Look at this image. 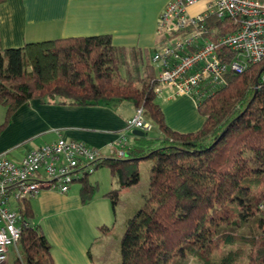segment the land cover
<instances>
[{
  "label": "trees",
  "instance_id": "trees-1",
  "mask_svg": "<svg viewBox=\"0 0 264 264\" xmlns=\"http://www.w3.org/2000/svg\"><path fill=\"white\" fill-rule=\"evenodd\" d=\"M224 52L234 55L220 47ZM227 77L226 86L198 100L202 127L179 132L166 121L155 93L157 70L141 48L98 35L0 49V104L6 108L0 135L17 110L34 100L142 107L161 135L136 136L127 156L100 157L94 164V170L108 167L117 182L106 194L115 207L122 190L139 182L140 163L152 161L145 203L120 238L119 264H264V60ZM91 173L78 179L84 204L99 187ZM16 209L30 224L23 227L15 264H54L50 239L32 223L31 199Z\"/></svg>",
  "mask_w": 264,
  "mask_h": 264
},
{
  "label": "crops",
  "instance_id": "crops-1",
  "mask_svg": "<svg viewBox=\"0 0 264 264\" xmlns=\"http://www.w3.org/2000/svg\"><path fill=\"white\" fill-rule=\"evenodd\" d=\"M169 1L6 0L0 3V49L57 38L111 35L115 45L141 48L144 57L149 54L153 65L152 55L160 40L158 22ZM205 6L206 0H200L189 8V12L196 14ZM170 94L166 90L162 97H157L168 125L179 132L199 130L205 117L197 109V100L191 95L170 97ZM135 110L128 101L104 102L90 107L30 101L17 110L10 125L0 135V154L8 151L10 158L18 160L28 150L63 136L84 141L97 148L101 158H107L112 156V149L117 151L125 146L127 151L136 136H140L127 127ZM5 116L6 108L0 104V125ZM91 174L94 176L92 182L98 185L108 176L107 191L117 186L111 172L108 174L105 169H95ZM140 182L141 177L137 184L124 188L120 196ZM81 187L82 183L77 179L67 193L46 189L31 199L35 214L32 223L40 225L50 239L54 264H99L102 261L104 249L94 251V245L99 243L97 238L92 243L90 240H95L92 234L83 237L82 232H77L75 222L81 219L77 216L85 208L98 205L106 194L94 197L85 205L80 196ZM9 260L5 264H9Z\"/></svg>",
  "mask_w": 264,
  "mask_h": 264
},
{
  "label": "built area",
  "instance_id": "built-area-1",
  "mask_svg": "<svg viewBox=\"0 0 264 264\" xmlns=\"http://www.w3.org/2000/svg\"><path fill=\"white\" fill-rule=\"evenodd\" d=\"M200 0H170L161 12L159 36L164 39L154 50L152 63L158 70L155 93L162 97L191 95L197 102L228 83L227 74L244 72L264 60V0H206L205 9L191 14ZM233 52V57L219 48ZM129 129L150 132L153 125L142 107L127 121ZM112 155L127 156L125 146ZM97 148L80 140L60 136L56 141L28 150L21 159L0 154V264L9 252L19 253L25 221L16 204L32 199L43 190L62 193L100 159Z\"/></svg>",
  "mask_w": 264,
  "mask_h": 264
},
{
  "label": "rangeland",
  "instance_id": "rangeland-1",
  "mask_svg": "<svg viewBox=\"0 0 264 264\" xmlns=\"http://www.w3.org/2000/svg\"><path fill=\"white\" fill-rule=\"evenodd\" d=\"M153 127V130L148 132V136L157 138L159 137L158 126L153 123ZM158 145V142H154L153 146L156 147ZM151 163V160H143L140 163L139 170L141 182L136 187L131 188L129 192H126L122 196H119V200L115 207L113 206L111 199L105 196V194L112 190L110 189L107 191L106 189V182L108 181L107 176L105 180L101 181V184L99 185L97 192L94 195L95 198L98 195L101 197L105 196L106 198H103V200L99 201L98 205L91 204L88 208H85V210H83L84 212L82 211L80 216H77L81 218L78 221L79 223L75 222L77 232H82L81 234L83 237L92 234L93 239H95L90 240V242L92 243L93 241L95 242L97 238V241L99 243H96L98 245H94L96 249L93 247V249H95V253L99 248L104 249V252L102 254L103 258L101 263L99 264H119L120 238L126 229L128 220L133 217L134 214L145 203L146 195L148 194L150 180L149 166L151 165ZM99 169H105V171L110 174V170L108 167L104 166ZM89 180H94V176L92 174L89 175ZM91 201L85 203V205L90 204ZM83 215L85 216L84 220ZM83 228L86 229V231H81V229ZM255 230L257 231L258 228L256 227ZM19 254L20 252H15L11 247L8 258V260L10 259L9 264H15V261L19 257ZM220 254L221 252H219V255ZM191 264H198V262L192 261Z\"/></svg>",
  "mask_w": 264,
  "mask_h": 264
},
{
  "label": "water",
  "instance_id": "water-1",
  "mask_svg": "<svg viewBox=\"0 0 264 264\" xmlns=\"http://www.w3.org/2000/svg\"><path fill=\"white\" fill-rule=\"evenodd\" d=\"M133 133L137 134V135H140V136H145L146 135V132L141 130V129H134Z\"/></svg>",
  "mask_w": 264,
  "mask_h": 264
}]
</instances>
